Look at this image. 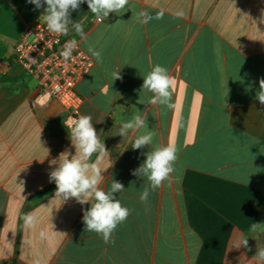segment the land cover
Returning a JSON list of instances; mask_svg holds the SVG:
<instances>
[{
    "label": "crops",
    "instance_id": "crops-1",
    "mask_svg": "<svg viewBox=\"0 0 264 264\" xmlns=\"http://www.w3.org/2000/svg\"><path fill=\"white\" fill-rule=\"evenodd\" d=\"M42 13L27 0H0V74L14 79L0 84V264H252L264 247V105L254 98L264 78V0H129L102 23L87 3L72 13L66 34L94 62L76 84L80 114L92 117L109 152L92 160L106 170L102 188L124 185L116 195L130 209L114 243L85 229L90 204L63 202L49 179L53 159L75 154L67 109L14 60ZM157 64L174 78L170 109L141 90ZM137 109L155 133L149 148L118 135ZM168 144L178 150L175 172L143 203L149 182L133 170L143 153ZM25 213L37 217L34 227L24 226ZM241 236L251 251L234 248Z\"/></svg>",
    "mask_w": 264,
    "mask_h": 264
},
{
    "label": "clouds",
    "instance_id": "clouds-1",
    "mask_svg": "<svg viewBox=\"0 0 264 264\" xmlns=\"http://www.w3.org/2000/svg\"><path fill=\"white\" fill-rule=\"evenodd\" d=\"M36 9L43 8V17L46 31L51 34H66L69 31V24L72 20V13L77 11L81 4L87 3L89 11L95 15L99 22H103L110 13L122 14L125 12L129 0H27ZM177 16H183V12H178ZM140 23H147L149 20L163 17L160 11L155 17L146 12L137 14ZM73 28L82 33L80 24L73 25ZM75 47V41L71 42L61 52L65 60L71 57V52ZM96 61L102 62L100 51L89 48ZM114 80L120 79V71L113 73ZM174 78L167 68L157 64L144 77L141 90L152 93L149 103L172 108ZM261 105H264V78L259 80V90L254 97ZM142 111L137 109L136 113L127 120L121 122L118 135L121 137L132 136V148L142 149L153 145L155 133L149 129L147 119L141 115ZM69 139L75 148L73 155L68 150L59 154L58 159H53L50 164L55 165L49 173L50 181L56 184V196L63 202L75 199L80 205L90 204V207L83 211V223L85 229L99 234L104 243H114L113 233L117 226L128 218L130 209L123 206L117 198V193L123 192L124 185L113 180L110 188L105 190L101 187L105 177L92 160L94 154H108L104 140L94 127L90 115L78 114L69 117L64 123ZM177 148L175 145H156L151 151L143 153L146 156L144 162L135 170L133 175L146 177L149 187H146L140 195V200L147 203L150 190L155 191L166 181L172 178L175 172L174 164L177 160ZM24 226L32 228L37 223V217L33 213H25L22 216ZM255 231V225L252 228ZM41 237L45 234L40 233ZM241 247L251 251L248 247V238L238 237L234 241V248ZM252 264H264V247H257L255 255L252 256Z\"/></svg>",
    "mask_w": 264,
    "mask_h": 264
},
{
    "label": "built area",
    "instance_id": "built-area-1",
    "mask_svg": "<svg viewBox=\"0 0 264 264\" xmlns=\"http://www.w3.org/2000/svg\"><path fill=\"white\" fill-rule=\"evenodd\" d=\"M44 24V18H38L23 32L14 48V60L37 82L43 93L67 109L66 123L69 117L80 114L82 98L76 84L94 62L76 38L51 34ZM73 41L75 47L71 57L65 60L61 52Z\"/></svg>",
    "mask_w": 264,
    "mask_h": 264
},
{
    "label": "trees",
    "instance_id": "trees-1",
    "mask_svg": "<svg viewBox=\"0 0 264 264\" xmlns=\"http://www.w3.org/2000/svg\"><path fill=\"white\" fill-rule=\"evenodd\" d=\"M69 35V34H68ZM70 36V35H69ZM14 79L12 78H9L8 76L6 75H3V74H0V84H4V83H8V82H13Z\"/></svg>",
    "mask_w": 264,
    "mask_h": 264
}]
</instances>
